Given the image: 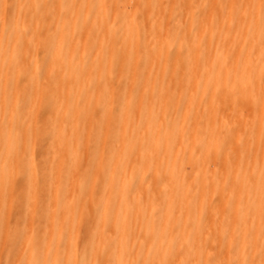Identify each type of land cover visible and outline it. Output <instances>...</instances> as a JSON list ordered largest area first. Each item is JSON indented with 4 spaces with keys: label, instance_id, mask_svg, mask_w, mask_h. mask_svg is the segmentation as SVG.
<instances>
[{
    "label": "bare ground",
    "instance_id": "1",
    "mask_svg": "<svg viewBox=\"0 0 264 264\" xmlns=\"http://www.w3.org/2000/svg\"><path fill=\"white\" fill-rule=\"evenodd\" d=\"M217 1L0 0V264H264V0Z\"/></svg>",
    "mask_w": 264,
    "mask_h": 264
},
{
    "label": "rangeland",
    "instance_id": "2",
    "mask_svg": "<svg viewBox=\"0 0 264 264\" xmlns=\"http://www.w3.org/2000/svg\"><path fill=\"white\" fill-rule=\"evenodd\" d=\"M233 3H234V4H237V3H238V0H218V1H217L218 7H219L220 10H225L230 4H233ZM27 18H29V17H27ZM28 20H29V19H27V21H28ZM119 28H120V27H119ZM143 73H144V72L141 73L142 76H143ZM48 129H50V128H48ZM41 151H42V150H41ZM41 151H38V153L36 154L38 158L41 157V154H42ZM43 167H44V170H45L46 172H48V170H49V162L45 161ZM44 207H45L46 211L49 209V207H50L49 200L44 201ZM216 263H217V264H221L220 261H218V262H216Z\"/></svg>",
    "mask_w": 264,
    "mask_h": 264
}]
</instances>
